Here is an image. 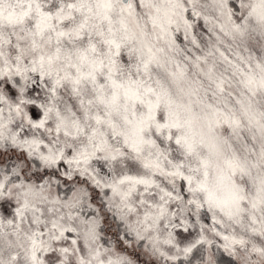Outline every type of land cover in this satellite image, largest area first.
Listing matches in <instances>:
<instances>
[{
    "label": "snow or ice",
    "instance_id": "obj_1",
    "mask_svg": "<svg viewBox=\"0 0 264 264\" xmlns=\"http://www.w3.org/2000/svg\"><path fill=\"white\" fill-rule=\"evenodd\" d=\"M0 264H264V0H0Z\"/></svg>",
    "mask_w": 264,
    "mask_h": 264
}]
</instances>
